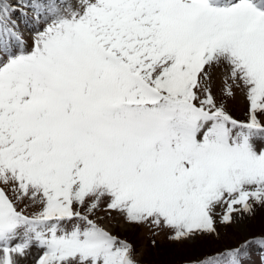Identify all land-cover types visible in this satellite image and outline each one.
Listing matches in <instances>:
<instances>
[{
  "label": "snow or ice",
  "instance_id": "6c2138e0",
  "mask_svg": "<svg viewBox=\"0 0 264 264\" xmlns=\"http://www.w3.org/2000/svg\"><path fill=\"white\" fill-rule=\"evenodd\" d=\"M261 117L264 0H0V264H138L101 212L219 237L264 208ZM253 249L264 233L192 264Z\"/></svg>",
  "mask_w": 264,
  "mask_h": 264
},
{
  "label": "rangeland",
  "instance_id": "374dc122",
  "mask_svg": "<svg viewBox=\"0 0 264 264\" xmlns=\"http://www.w3.org/2000/svg\"><path fill=\"white\" fill-rule=\"evenodd\" d=\"M21 27L24 28V25ZM223 87L222 73L220 70H216L212 78V91L218 99ZM226 109L233 118L246 121L249 102L244 92L235 91L234 98L227 99ZM261 120L264 122V117H261ZM100 216L104 217L99 221L102 227L133 245L134 259L138 264H191L205 254L239 245L250 237L249 233L252 228H254V236L264 233V208H257L254 216H244L230 226L220 225L217 218V225L222 227L219 228L223 231H226L225 228H227L228 231L221 239L215 240L208 237L209 235H204L179 243L168 239L170 235L168 231H160L159 235L153 236L152 230L148 227L127 223L123 216L116 213H113L110 218L103 212L100 213ZM255 217L261 219L259 222L261 226L253 225L252 220ZM153 239L156 241L155 245L151 243ZM198 248L200 249L197 251ZM33 255H37L35 249ZM29 264H33V262L30 260ZM250 264H260V256L256 249H253Z\"/></svg>",
  "mask_w": 264,
  "mask_h": 264
},
{
  "label": "trees",
  "instance_id": "16d2710c",
  "mask_svg": "<svg viewBox=\"0 0 264 264\" xmlns=\"http://www.w3.org/2000/svg\"><path fill=\"white\" fill-rule=\"evenodd\" d=\"M252 222H253V225L255 224V225H257V226H261L260 224H259V222H261V219H257L256 217L252 220ZM220 226H218L217 225V228H218V231H219V237H217V236H215V235H209L208 237H210V238H212V239H215V240H217V239H221L222 237H223V235H225V233L227 234L228 233V231H227V228H225V230L226 231H223V229H220V228H222V227H220ZM252 231V232H251ZM251 231H250V237H253L254 236V228H252L251 229ZM206 236V235H205ZM257 236H259V235H257ZM249 237V238H250ZM203 247V246H202ZM201 247V248H202ZM200 248H198L197 249V251L199 250ZM191 257V256H190ZM192 258V257H191ZM192 262V261H191ZM190 262V263H191ZM189 263V262H188Z\"/></svg>",
  "mask_w": 264,
  "mask_h": 264
}]
</instances>
